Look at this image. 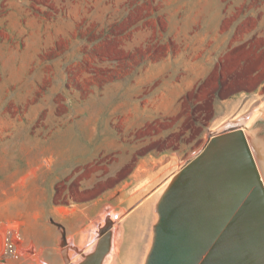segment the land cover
I'll return each mask as SVG.
<instances>
[{
  "label": "rangeland",
  "instance_id": "rangeland-1",
  "mask_svg": "<svg viewBox=\"0 0 264 264\" xmlns=\"http://www.w3.org/2000/svg\"><path fill=\"white\" fill-rule=\"evenodd\" d=\"M191 1L197 16L175 0H0V223L19 237L3 264H63L54 223L77 263L106 214L109 264H143L160 193L228 121L264 181L257 0Z\"/></svg>",
  "mask_w": 264,
  "mask_h": 264
},
{
  "label": "water",
  "instance_id": "water-1",
  "mask_svg": "<svg viewBox=\"0 0 264 264\" xmlns=\"http://www.w3.org/2000/svg\"><path fill=\"white\" fill-rule=\"evenodd\" d=\"M155 211L143 264H264V185L241 127L209 132L164 187ZM54 224L64 248V227ZM108 228L105 220L93 250L71 264H101Z\"/></svg>",
  "mask_w": 264,
  "mask_h": 264
},
{
  "label": "bare ground",
  "instance_id": "bare-ground-1",
  "mask_svg": "<svg viewBox=\"0 0 264 264\" xmlns=\"http://www.w3.org/2000/svg\"><path fill=\"white\" fill-rule=\"evenodd\" d=\"M234 126H238V127H240V126H242V123H241V121H239V120H232V121H228V122H225L224 124H222L221 126H219L218 128H215V129H213V130H210L209 132H217V131H220V130H223V129H226V128H231V127H234ZM243 130H244V128H243ZM245 136H246V139H247V142H248V144H249V146H250V143H249V141H248V138H247V134L245 133ZM251 148V147H250ZM252 150V149H251ZM252 155H253V159H254V161H255V158H254V154H253V151H252ZM255 164H256V167H257V170H258V172H259V175H260V178H261V180H262V176H261V172H260V170H259V167H258V165H257V162L255 161ZM264 171V170H263ZM177 172V171H176ZM175 174V173H174ZM173 174V175H174ZM172 175V176H173ZM171 176V177H172ZM171 179V178H170ZM170 179H169V181H170ZM168 181V182H169ZM167 182V183H168ZM262 183H263V185H264V181L262 180ZM167 185V184H166ZM165 185V186H166ZM163 191V190H162ZM105 220L108 222V224H109V228H108V230L103 234V235H105L106 233H109V235H110V248H112L111 247V240H113V239H111V232H115V227H116V225H115V222H116V220H117V216L115 215V214H109V215H104L103 216V218H102V220L99 222V224L98 225H96V227L94 228V229H92V231H91V233L89 234V235H86V237H85V239H86V242L89 244L88 246L90 247L89 249H90V251H92L93 250V248H94V245L96 244V241H97V239L100 237L99 236V234H98V232H97V230H98V227L99 226H102L103 225V223L105 222ZM62 225V224H61ZM63 226V225H62ZM64 227V226H63ZM64 230H65V228H64ZM66 233V232H65ZM18 235V234H17ZM113 243H115L114 241H112ZM151 242V241H150ZM18 243H19V237H18ZM68 243H69V240H68V242H66V247H64L63 248V245H62V243H61V245H60V249H59V256H60V259H61V261H62V263L63 264H71L72 262H73V259H75V258H73L72 256H70V254H69V250H70V246L68 245ZM87 246V247H88ZM18 247H19V245H18ZM109 248V250H108V252L105 254V256L103 257V259H102V262H101V264H109V262H110V258H111V255H110V252H111V249ZM113 248H114V246H113ZM84 248L82 247V248H80V249H77V254H79V255H83L84 254V251L85 250H83ZM87 249V248H86ZM62 250V251H61ZM88 250V249H87ZM86 250V251H87ZM114 250V249H113ZM89 251V250H88ZM87 251V253H89ZM114 252V251H113ZM112 252V253H113ZM62 257H64V259H65V261H64V259L62 258ZM80 258V257H79ZM74 263V262H73ZM76 263V262H75Z\"/></svg>",
  "mask_w": 264,
  "mask_h": 264
},
{
  "label": "crops",
  "instance_id": "crops-1",
  "mask_svg": "<svg viewBox=\"0 0 264 264\" xmlns=\"http://www.w3.org/2000/svg\"><path fill=\"white\" fill-rule=\"evenodd\" d=\"M175 3H178L179 5H181V7H185V8L187 7V8H190L191 10H193L191 13L194 16H197L199 14L198 5H197L198 3L196 1L189 0V2H187V1L177 2L175 0ZM206 3L209 4L211 8L213 7V0H207ZM165 4H166V2H165ZM187 4H189V5H187ZM211 12H212L211 16H213V11L211 10ZM259 14L263 18L262 21L259 17ZM246 15L248 18H250L252 20V23L254 26L252 28H255L256 25L259 26V25H261V23H264V0H257V3L253 7L248 9V12ZM250 31H251V28H247L245 25H243V27L239 31V40H241V41L246 40L250 35V33H249ZM223 39H224V37L222 38V40Z\"/></svg>",
  "mask_w": 264,
  "mask_h": 264
},
{
  "label": "built area",
  "instance_id": "built-area-1",
  "mask_svg": "<svg viewBox=\"0 0 264 264\" xmlns=\"http://www.w3.org/2000/svg\"><path fill=\"white\" fill-rule=\"evenodd\" d=\"M18 250L17 225L15 222L0 223V263L13 258Z\"/></svg>",
  "mask_w": 264,
  "mask_h": 264
}]
</instances>
